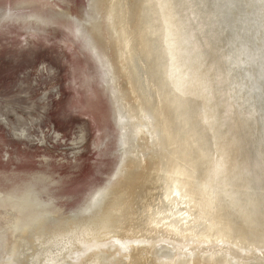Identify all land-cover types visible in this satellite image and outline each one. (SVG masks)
<instances>
[{
	"label": "bare ground",
	"instance_id": "6f19581e",
	"mask_svg": "<svg viewBox=\"0 0 264 264\" xmlns=\"http://www.w3.org/2000/svg\"><path fill=\"white\" fill-rule=\"evenodd\" d=\"M179 7V0H0L1 34L25 30L27 44L63 28L78 72L72 44L90 55L96 74L85 84H99L116 131L108 179L67 214L59 202L86 190L54 195L49 186L58 184L44 174L0 170V215L4 204L8 219L0 250L19 248L25 264H264L261 174L217 123L208 68L193 41L187 45Z\"/></svg>",
	"mask_w": 264,
	"mask_h": 264
},
{
	"label": "rangeland",
	"instance_id": "374dc122",
	"mask_svg": "<svg viewBox=\"0 0 264 264\" xmlns=\"http://www.w3.org/2000/svg\"><path fill=\"white\" fill-rule=\"evenodd\" d=\"M11 28L0 32V170L12 177L44 174L58 184L46 182L54 195H80L86 190L74 200L59 202L67 214L79 208L92 185L108 179L115 158L111 108L97 81L85 84L86 76L96 74L95 62L77 44L72 45L77 48L80 72L74 67L63 28L42 30L43 37L30 36L27 44L20 35L27 36L26 31ZM53 129L64 140L57 142ZM5 213L3 204L0 234L8 237ZM15 250L14 255L7 243L0 250V264H25L20 249Z\"/></svg>",
	"mask_w": 264,
	"mask_h": 264
},
{
	"label": "water",
	"instance_id": "95a60500",
	"mask_svg": "<svg viewBox=\"0 0 264 264\" xmlns=\"http://www.w3.org/2000/svg\"><path fill=\"white\" fill-rule=\"evenodd\" d=\"M179 1L187 45L193 41L208 68L217 123L221 118L241 159L264 185V0ZM250 56L256 62H248Z\"/></svg>",
	"mask_w": 264,
	"mask_h": 264
},
{
	"label": "flooded vegetation",
	"instance_id": "af4514ba",
	"mask_svg": "<svg viewBox=\"0 0 264 264\" xmlns=\"http://www.w3.org/2000/svg\"><path fill=\"white\" fill-rule=\"evenodd\" d=\"M52 134H53L55 140L56 139H62L61 134L58 131H56L55 129H53Z\"/></svg>",
	"mask_w": 264,
	"mask_h": 264
}]
</instances>
